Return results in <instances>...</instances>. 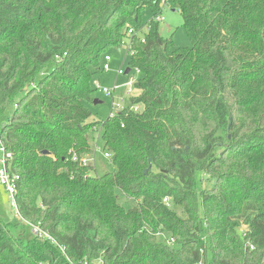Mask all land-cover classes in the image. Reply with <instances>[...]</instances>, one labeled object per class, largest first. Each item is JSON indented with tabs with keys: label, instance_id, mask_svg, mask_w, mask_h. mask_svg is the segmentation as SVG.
Listing matches in <instances>:
<instances>
[{
	"label": "trees",
	"instance_id": "1",
	"mask_svg": "<svg viewBox=\"0 0 264 264\" xmlns=\"http://www.w3.org/2000/svg\"><path fill=\"white\" fill-rule=\"evenodd\" d=\"M160 1L0 0V144L46 235L0 219V264H264V0H171L180 48L152 19L138 35ZM129 29L133 95L94 120L90 83ZM99 128L113 170L94 177L72 158Z\"/></svg>",
	"mask_w": 264,
	"mask_h": 264
},
{
	"label": "rangeland",
	"instance_id": "2",
	"mask_svg": "<svg viewBox=\"0 0 264 264\" xmlns=\"http://www.w3.org/2000/svg\"><path fill=\"white\" fill-rule=\"evenodd\" d=\"M168 1V7H166L162 11V16L164 20L159 23L158 31L159 35L164 40H170L173 42L174 47H189V41L187 35L184 31L182 24V17L180 13L176 10V7L172 3L171 0ZM152 19L151 12L149 9H144L141 12V32L138 33L139 36H142V33L146 31V24ZM127 36L121 41L119 48H113L108 52V56L110 58L109 64V72H100L94 76L91 81V89L94 90L92 83L93 81H97L102 87H106L108 89L112 88L114 85L119 86L120 90L116 92L114 95V102L120 103L121 106L125 107L126 101L129 97L126 95L125 85L129 81L130 77H134V80H137V76L135 74V69H132V73L129 75L116 76L119 70L125 72L128 69V63L130 59V55L127 54V48L130 41L127 39ZM124 100L123 103L120 102V99ZM93 103L89 104L87 108L93 114L94 120H105L107 117L116 113L117 111L111 108V98L105 96L98 91H93ZM94 101L97 104H94ZM13 106L9 107L2 119L0 120V127L2 123L6 122L8 118L13 113ZM89 144L91 146V154L90 157V165L93 170L90 174L94 177H101L105 173L111 172L113 170L112 165L109 163L108 159L104 157V152L102 150V140L100 136V128L99 130L91 131L87 135ZM197 185L200 188V175L197 176ZM180 215V213L178 212ZM0 219H2L5 223L9 224L11 233L14 235L21 234L24 237V240H27L31 236L30 228L28 225L23 224L22 222H18V220L14 217V212L10 207L8 195L5 189L0 186ZM160 236V235H159ZM157 237L158 242H164L162 237Z\"/></svg>",
	"mask_w": 264,
	"mask_h": 264
},
{
	"label": "built area",
	"instance_id": "3",
	"mask_svg": "<svg viewBox=\"0 0 264 264\" xmlns=\"http://www.w3.org/2000/svg\"><path fill=\"white\" fill-rule=\"evenodd\" d=\"M168 7V1L167 0H161L159 3V13L157 15H155L152 18V21L157 22V23H161L164 18L162 16V11ZM135 33L132 31V29L128 30V36H132ZM127 54H129L130 56H132V52L130 51V43L128 44V48H127ZM110 58L108 55H106L104 57V61H103V72L108 73L109 72V64H110ZM135 74L138 75L139 74V70L135 69ZM130 72L127 74L129 75ZM125 75V73L122 70H119L116 74V76H122ZM136 81L134 80V77H130L129 81L126 83L125 88H126V95L130 98L133 95V86L134 83ZM92 86L94 88V91H98L99 93L104 94L105 96L111 98V108L114 110L119 112L121 111L124 106H121L120 103H116L114 102V95L116 94L117 91L120 90L119 86L114 85L112 88L108 89L106 87H102L97 81H93ZM120 102L123 103L124 100L120 99ZM131 109L133 111H137L139 109L138 106H134L131 107ZM116 112V113H117ZM115 114V113H113ZM112 114V115H113ZM104 157L106 159L109 158L108 154L104 153ZM11 160V154L6 152L4 150V148L1 146L0 144V186H2L7 195H8V200H9V204L10 207L12 208L13 212H14V217L19 221L22 222L23 224H26L29 226L30 228V232L31 235L34 236H46L44 232H42L39 228L38 225H31L29 223H27L19 214V210L17 208V203H16V195H17V190H18V181H19V177L16 174H13L9 171V163ZM73 161H78L79 163H81V165L85 166V165H90V157H82L80 159H78L75 155L72 158ZM164 202L167 203V200L165 199Z\"/></svg>",
	"mask_w": 264,
	"mask_h": 264
},
{
	"label": "water",
	"instance_id": "4",
	"mask_svg": "<svg viewBox=\"0 0 264 264\" xmlns=\"http://www.w3.org/2000/svg\"><path fill=\"white\" fill-rule=\"evenodd\" d=\"M129 72H130V70L126 69L124 73H125V75H127ZM94 104H97V102L94 101ZM43 153L46 154V152H43ZM144 174H146V170L144 171Z\"/></svg>",
	"mask_w": 264,
	"mask_h": 264
}]
</instances>
